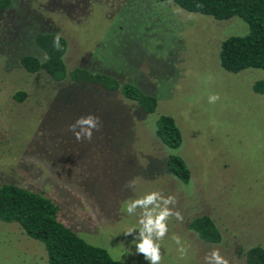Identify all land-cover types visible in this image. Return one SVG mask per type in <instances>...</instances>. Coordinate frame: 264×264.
<instances>
[{"label": "rangeland", "instance_id": "1", "mask_svg": "<svg viewBox=\"0 0 264 264\" xmlns=\"http://www.w3.org/2000/svg\"><path fill=\"white\" fill-rule=\"evenodd\" d=\"M40 32L65 38L68 71L135 84L157 98L156 112L144 114L119 92L25 72L21 56H43L34 44ZM247 32L239 18L217 21L155 0H12L0 11V185L42 193L74 233L129 264L147 261L125 236L138 214L127 215L123 203L151 191L173 195L184 219L168 221L161 264H203L214 248L229 264H246L245 250L264 247V94L253 91L264 70L225 72L218 54L223 40ZM214 93L220 100L209 104ZM89 114L99 130L78 142L69 126ZM160 115L181 131L176 153L191 172L188 185L167 171L170 152L154 135ZM201 215L215 221L219 244L190 230ZM174 234L188 249L183 259ZM0 264H47L46 252L0 221Z\"/></svg>", "mask_w": 264, "mask_h": 264}, {"label": "trees", "instance_id": "2", "mask_svg": "<svg viewBox=\"0 0 264 264\" xmlns=\"http://www.w3.org/2000/svg\"><path fill=\"white\" fill-rule=\"evenodd\" d=\"M172 3L190 13L209 16L217 21L233 17L241 19L248 28L243 36H230L222 41L218 54L221 68L238 74L247 69L264 70V0H155ZM12 0H0V11L8 9ZM197 5H201L198 7ZM55 32H40L34 44L43 56L23 55L20 67L28 74L44 73L60 82L71 80L75 85L96 86L106 92H119L127 101L147 115L156 112L158 100L132 83L121 84L113 76L86 68L68 71L64 57L67 42L60 34L59 50L53 47ZM253 91L264 94V81L253 84ZM24 93L15 95L21 101ZM154 135L170 152L166 158L168 173L180 183L188 185L191 172L184 159L176 153L182 145V134L173 117L160 115L154 124ZM59 208L42 193L11 183L0 185V221L16 223L23 233L40 242L46 252L47 264H129L113 259L104 248L88 244L58 219ZM198 238L209 244H219L222 234L215 221L201 215L189 224ZM246 264H264V247L255 245L243 252Z\"/></svg>", "mask_w": 264, "mask_h": 264}, {"label": "clouds", "instance_id": "3", "mask_svg": "<svg viewBox=\"0 0 264 264\" xmlns=\"http://www.w3.org/2000/svg\"><path fill=\"white\" fill-rule=\"evenodd\" d=\"M197 6L200 7L201 5ZM60 39V34H56L53 47L57 50L60 48ZM219 100L220 95L218 93L208 96L209 104H215ZM99 126V117L89 114L78 118L74 124L69 126V130L73 132L78 142L91 141L93 131H98ZM126 187L134 189L135 181H129ZM176 203V196H165L159 191H151L139 198L123 203V210L127 215L138 214L137 225L129 228L125 232V236L133 237L131 244L134 245L135 255H142L147 264H161L163 256L160 242L168 235V221L174 217L183 222V215L174 210ZM171 239L178 246L177 251L180 253L181 259L185 258L188 249L183 245L181 238L174 234ZM203 264H229V260L221 255L219 248H214L205 254Z\"/></svg>", "mask_w": 264, "mask_h": 264}]
</instances>
